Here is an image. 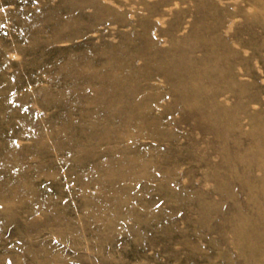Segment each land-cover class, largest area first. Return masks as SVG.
I'll use <instances>...</instances> for the list:
<instances>
[{
  "label": "rangeland",
  "instance_id": "374dc122",
  "mask_svg": "<svg viewBox=\"0 0 264 264\" xmlns=\"http://www.w3.org/2000/svg\"><path fill=\"white\" fill-rule=\"evenodd\" d=\"M0 264H264V0H0Z\"/></svg>",
  "mask_w": 264,
  "mask_h": 264
}]
</instances>
